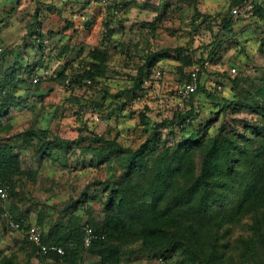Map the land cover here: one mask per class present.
Wrapping results in <instances>:
<instances>
[{"label": "rangeland", "instance_id": "rangeland-1", "mask_svg": "<svg viewBox=\"0 0 264 264\" xmlns=\"http://www.w3.org/2000/svg\"><path fill=\"white\" fill-rule=\"evenodd\" d=\"M234 1L0 0V87L17 99L0 118V143L21 161L5 203L15 208L14 216L40 224L44 233L66 243L74 230L100 225L115 214L108 203L126 182L132 191L144 192L191 135L203 145L225 144L233 180L224 188L220 210L233 213L247 181L242 173L256 168L258 152L264 157V21L239 19L228 30L224 20ZM201 63L207 69L200 85L212 94L193 95L197 119L183 132L158 128L191 107L179 93L192 67ZM140 79L144 83L134 91ZM142 146L149 154L130 173L124 160ZM206 149L190 150L195 176ZM242 149L245 162L239 159ZM183 180L168 177L171 196ZM172 213L186 223L177 210ZM254 220L264 232V209L239 212L220 228L219 264H264ZM212 236L206 238L214 243L217 235ZM121 238L90 249L65 246L77 251V264H103L108 243L118 245V264L181 260L179 251L166 257L141 238ZM0 264L63 263L37 254L0 215Z\"/></svg>", "mask_w": 264, "mask_h": 264}, {"label": "trees", "instance_id": "trees-1", "mask_svg": "<svg viewBox=\"0 0 264 264\" xmlns=\"http://www.w3.org/2000/svg\"><path fill=\"white\" fill-rule=\"evenodd\" d=\"M239 1H234L231 7L237 5ZM253 14L259 21H264V8L257 7ZM234 22V20L228 18L224 20V25L228 30H231ZM214 57L215 54H212V58ZM200 75L199 86L194 94L206 91L208 92L207 96L210 97L212 93L200 85ZM141 83H144L142 79L135 85L136 89L134 91H139ZM6 88L5 85L0 87V118L6 116L11 105L17 102V99H14V96ZM130 92L126 91L124 95H128ZM194 94L189 99L191 107L188 110L176 112L170 121H163L158 124V128H167L169 132H172V129L183 132L186 128L191 127L198 117L197 109L192 105ZM141 122L146 125L147 130L152 129V123L144 115L141 116ZM1 125L0 123V127ZM58 142L67 147L71 144V142L60 139H58ZM235 146L232 145L230 148H235ZM193 147L207 148L202 159L201 171L197 176H195L191 161L190 150ZM225 148V144L223 145L222 142L215 140L203 145L198 140V135H191L188 137L187 143L178 144L175 147V155L170 158L171 163L167 167V171H159L144 192L132 191V187L126 182L114 192L112 199H109L108 205L116 208L115 214L100 225L94 223L86 225L104 237L103 240L93 243L89 249L107 243V241H117L123 239L121 238L123 236H129L132 241L141 238L142 241L150 243L151 246L155 244L156 251L159 252L160 250L159 253L166 257H168L169 252L179 251L181 256L179 264H202L204 260L203 264H219V259L222 258L217 245L220 228L231 223L239 215V212L246 214L264 209V157L260 156L258 152L254 157L255 160H258L256 168L249 171H246L245 168L244 173H242L243 177L247 176V181L242 185L243 189L237 209L233 213L220 210L221 205H223V194L224 192L227 193L224 188H227L230 184L229 181L233 180L230 175L232 172L229 157L224 158L222 151ZM48 149L50 148L48 147ZM226 150V154L231 152L229 149ZM148 152L149 149L145 146L133 153L128 152V157L124 160V163L130 173L143 166L145 157L149 154ZM238 154L240 162H245L246 159L241 158L244 155V150L239 151ZM95 155L99 156V154ZM20 164L19 156L12 152L11 147L5 143H0V184L8 185L9 196L12 190L13 178L18 176L20 172ZM175 174L184 179V184L182 188L174 190L171 196V186L168 185L167 180L169 176ZM116 200H118L117 203ZM215 205L218 207H216V211H212ZM5 209L13 220H25L22 215L14 216L15 208L12 209V206L7 205ZM173 210H177L186 219V223H181L173 215ZM2 213L3 210L0 208V215ZM253 222L255 234L262 247H264V232L261 231L260 222L257 220ZM36 225L42 228L40 224L37 223ZM134 227L138 228V233L132 234L131 230ZM83 228L80 231L74 230L66 243L60 239L57 240L54 236L52 237V232L44 233L41 229L42 243L46 246L55 245L60 247L63 249L64 254L62 256L55 254L40 256L60 259L63 264H77V251L73 248H67L65 245L78 243L83 246ZM210 233H213L211 238L217 235L214 243L206 238ZM26 243L28 242L26 241ZM29 245L34 251H37L33 245ZM102 249L101 261L103 264L119 263L120 257L118 256L117 244L108 243Z\"/></svg>", "mask_w": 264, "mask_h": 264}, {"label": "built area", "instance_id": "built-area-1", "mask_svg": "<svg viewBox=\"0 0 264 264\" xmlns=\"http://www.w3.org/2000/svg\"><path fill=\"white\" fill-rule=\"evenodd\" d=\"M257 7L264 8V0H240L239 3L231 7L229 11V18L237 21L239 19L246 20L248 23L256 24L259 19L254 16V11ZM207 69V63L203 65H195L192 67L188 74V80L182 85L179 96L181 100L188 102L191 95L194 94L199 86V75L202 70ZM236 69L232 68L229 75H234ZM159 75V74H158ZM34 82H37L34 79ZM9 199V187L6 184H0V208L3 210L2 217L6 222L8 230L15 232H21L23 238L31 245H33L39 255L46 256L49 254H55L62 256L64 254L63 249L55 245L46 246L42 243V230L37 225H28L24 219L13 220L8 211L5 209V203ZM26 227L25 229H23ZM103 235L94 232L90 227L85 226L83 228L82 243L83 246L88 248L93 243L103 240Z\"/></svg>", "mask_w": 264, "mask_h": 264}]
</instances>
